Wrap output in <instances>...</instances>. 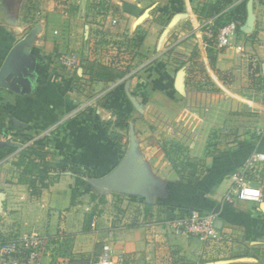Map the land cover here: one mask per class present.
<instances>
[{
  "label": "crops",
  "instance_id": "crops-1",
  "mask_svg": "<svg viewBox=\"0 0 264 264\" xmlns=\"http://www.w3.org/2000/svg\"><path fill=\"white\" fill-rule=\"evenodd\" d=\"M220 14L237 25L222 48ZM12 50L0 76V237L37 232L41 264H96L104 252L123 264H264V163L245 167L264 152V0H0V72ZM170 143L185 149L171 155L181 173ZM122 162L119 177L93 183ZM241 172L261 202H223ZM189 210L214 214L220 239L174 232Z\"/></svg>",
  "mask_w": 264,
  "mask_h": 264
},
{
  "label": "built area",
  "instance_id": "built-area-1",
  "mask_svg": "<svg viewBox=\"0 0 264 264\" xmlns=\"http://www.w3.org/2000/svg\"><path fill=\"white\" fill-rule=\"evenodd\" d=\"M114 22V21H113ZM212 21L208 22L211 25ZM237 25L234 21L220 26L216 35V43L219 48L228 47L235 35ZM59 63L67 69H74L77 60L74 55H62L58 58ZM29 142L25 147L31 145ZM264 163V152L256 151L247 160L246 169L254 168ZM224 203L232 204L236 201H248L258 203L262 201L261 191L252 186L246 179L245 172L233 175L231 186L225 192ZM214 214H201L195 210L185 211L170 222V227L176 233L195 236L201 240L220 239V234L215 226ZM91 226H94L91 223ZM45 239L37 232L13 236L10 238L0 237V264H41V257L45 249ZM105 250L108 248L105 247ZM104 250V251H105ZM96 264H123L121 258L113 260L104 252L96 261Z\"/></svg>",
  "mask_w": 264,
  "mask_h": 264
},
{
  "label": "trees",
  "instance_id": "trees-1",
  "mask_svg": "<svg viewBox=\"0 0 264 264\" xmlns=\"http://www.w3.org/2000/svg\"><path fill=\"white\" fill-rule=\"evenodd\" d=\"M220 10H221V8H219V9H215L214 11H213V13L210 15V16H214V15H217L219 12H220ZM231 20H228V19H225V17L222 15V14H220V15H218V16H216L215 18H214V23H215V25L216 26H222V25H224V24H226L227 22H230ZM256 85L257 86H259V88L258 89H260V88H262L263 86H264V79H257V81H256ZM262 90H264V89H262ZM261 90V91H262ZM115 124L119 127V128H122V127H124L125 125H126V119L124 118V117H122V116H118V119H117V121L115 122ZM114 137H116V134L114 133V134H112ZM32 145V144H31ZM31 145H29V146H27L26 148H25V150H26V152L28 153V154H30V153H32V154H34V156L35 157H37L39 160H43V157H44V154L43 153H41V152H37V151H35V150H32V147H31ZM170 145V147L167 149L165 146H163V150H164V152L166 153V155L170 158H172V156L171 155H181V153H183L182 151H184L185 149H184V147H182L180 144H178V143H170L169 144ZM2 148V147H1ZM6 154H8L7 152H1L0 151V155L1 156H3V155H6ZM183 156V155H182ZM184 159H185V157H184ZM172 163L174 164V167L178 170V172H182V169L184 168V163L183 162H178L177 163V160L176 159H173L172 158ZM64 165H63V163L62 164H58V166H57V168L59 169V168H62V169H64ZM56 168V169H57ZM77 182H78V184L79 185H81V186H83V185H86V182L84 181V180H80V179H77ZM78 189V188H77ZM77 190L76 189H74V193L76 192ZM206 241H208V240H206Z\"/></svg>",
  "mask_w": 264,
  "mask_h": 264
},
{
  "label": "water",
  "instance_id": "water-1",
  "mask_svg": "<svg viewBox=\"0 0 264 264\" xmlns=\"http://www.w3.org/2000/svg\"><path fill=\"white\" fill-rule=\"evenodd\" d=\"M15 54V50H12L11 53L9 54L8 58L6 59L2 70L0 72V76H3L9 69L10 64L13 60ZM125 171V162H122L121 164H119L109 175H107L106 177L102 178L101 180H97V181H92L94 184H103V183H107L113 179H116L117 177H119L123 172ZM215 226L218 227L219 226V222L218 220L215 221Z\"/></svg>",
  "mask_w": 264,
  "mask_h": 264
},
{
  "label": "rangeland",
  "instance_id": "rangeland-1",
  "mask_svg": "<svg viewBox=\"0 0 264 264\" xmlns=\"http://www.w3.org/2000/svg\"><path fill=\"white\" fill-rule=\"evenodd\" d=\"M258 88H259V86H257ZM262 89H264V86L262 87V88H260L259 90H262ZM263 92H264V90H262ZM264 96V95H263ZM23 156V155H22ZM24 157V159H20V157L18 156V157H16V160H22L23 162H24V164H27V165H29L30 163V161L29 162H27L26 163V160L28 159V156H23ZM29 160V159H28ZM27 160V161H28ZM90 186V185H89ZM101 192V191H100ZM103 194H105V193H100V195H103ZM104 196V195H103ZM103 199H105V198H103ZM112 201H114L113 200V196H109L108 197V199H105V202H112ZM115 203V202H114ZM112 204V203H111ZM115 212L116 213H118V212H125V211H133V209H135V207H131V206H129V208H126V205L123 203V204H118L117 205V203H116V205H115ZM120 214V213H119ZM123 214H126V212L125 213H123ZM127 215V214H126ZM262 259L264 260V257H262Z\"/></svg>",
  "mask_w": 264,
  "mask_h": 264
}]
</instances>
